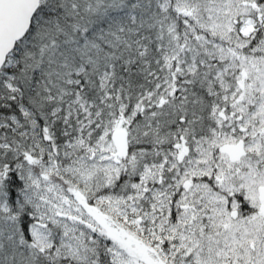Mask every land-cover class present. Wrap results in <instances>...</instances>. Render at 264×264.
Wrapping results in <instances>:
<instances>
[{"label":"snow or ice","instance_id":"1","mask_svg":"<svg viewBox=\"0 0 264 264\" xmlns=\"http://www.w3.org/2000/svg\"><path fill=\"white\" fill-rule=\"evenodd\" d=\"M0 264H264V0H0Z\"/></svg>","mask_w":264,"mask_h":264},{"label":"trees","instance_id":"2","mask_svg":"<svg viewBox=\"0 0 264 264\" xmlns=\"http://www.w3.org/2000/svg\"><path fill=\"white\" fill-rule=\"evenodd\" d=\"M237 197L242 202L241 203V207H244V210H247L248 209V205H247V202L244 201V196H243V198H241V195L237 194Z\"/></svg>","mask_w":264,"mask_h":264},{"label":"flooded vegetation","instance_id":"3","mask_svg":"<svg viewBox=\"0 0 264 264\" xmlns=\"http://www.w3.org/2000/svg\"><path fill=\"white\" fill-rule=\"evenodd\" d=\"M240 195H241V198H243V194L241 193ZM242 209H244V207H242Z\"/></svg>","mask_w":264,"mask_h":264}]
</instances>
